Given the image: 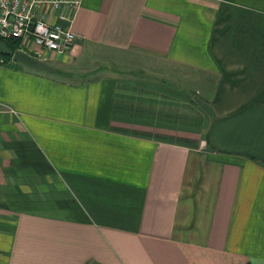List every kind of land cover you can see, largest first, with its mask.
I'll return each mask as SVG.
<instances>
[{
  "label": "crops",
  "instance_id": "1",
  "mask_svg": "<svg viewBox=\"0 0 264 264\" xmlns=\"http://www.w3.org/2000/svg\"><path fill=\"white\" fill-rule=\"evenodd\" d=\"M72 29L58 76L0 65V264H264V0H81Z\"/></svg>",
  "mask_w": 264,
  "mask_h": 264
},
{
  "label": "built area",
  "instance_id": "2",
  "mask_svg": "<svg viewBox=\"0 0 264 264\" xmlns=\"http://www.w3.org/2000/svg\"><path fill=\"white\" fill-rule=\"evenodd\" d=\"M80 6L81 0H0V41L66 55L77 39L72 26ZM0 64H5L1 53Z\"/></svg>",
  "mask_w": 264,
  "mask_h": 264
},
{
  "label": "rangeland",
  "instance_id": "3",
  "mask_svg": "<svg viewBox=\"0 0 264 264\" xmlns=\"http://www.w3.org/2000/svg\"><path fill=\"white\" fill-rule=\"evenodd\" d=\"M19 51H26L27 53H30L32 57L39 58V59L48 58V55H51V56L56 55V54H51L48 52H41L37 49L36 50L25 49L22 46H20ZM124 53L125 54L119 53L118 56H113L111 60L115 64H121L119 66H122V68L124 67L137 75H143L148 80H154L159 83H168V85H170L171 87H177V88L185 87V89L188 88L192 91L194 89L196 91L195 93H197L196 94L197 96H195V98L201 101L209 100L208 94L214 89V87H216L215 86L216 80L206 75L204 76L202 75L199 81L201 83L197 85V82H198L197 79L201 76L200 73H192V70L190 68L182 69L175 65L168 64L164 60H162L161 57L157 55H152V54H149L143 51H138V50L128 51ZM4 57L6 56H3L1 54V59L3 60V63H5ZM9 63L19 64L15 61H10ZM45 63H47L48 65L52 67H59L54 61H51V60L50 61L47 60V62ZM90 66L91 68H88L87 71L96 72L95 75L101 74L100 72L102 71H97L96 67L92 65ZM66 69L67 71L70 70V68L68 67H66ZM72 69L76 74L77 72H79L80 77H82V74H83L82 72L84 71V69L78 68V67L76 68L72 67L71 70ZM61 70L62 72L65 70L64 66ZM112 73H115V72H112ZM48 74H52L50 75L52 77L58 76L54 73H48ZM91 75H94V74H91ZM91 75L86 74L85 77H88Z\"/></svg>",
  "mask_w": 264,
  "mask_h": 264
},
{
  "label": "water",
  "instance_id": "4",
  "mask_svg": "<svg viewBox=\"0 0 264 264\" xmlns=\"http://www.w3.org/2000/svg\"><path fill=\"white\" fill-rule=\"evenodd\" d=\"M0 53L3 56H8L13 59V61L20 63L28 68L48 73H59L60 70L58 68L52 67L45 62L39 61L37 59L32 58L28 54L18 51L15 52L11 50L6 42L0 41Z\"/></svg>",
  "mask_w": 264,
  "mask_h": 264
},
{
  "label": "trees",
  "instance_id": "5",
  "mask_svg": "<svg viewBox=\"0 0 264 264\" xmlns=\"http://www.w3.org/2000/svg\"><path fill=\"white\" fill-rule=\"evenodd\" d=\"M6 43H7L8 47L11 50H14L15 52H18L20 50V46H22L21 41H19V40H8V41H6ZM4 59H5V64L9 63L10 61H13V59L11 57H8V56L4 57Z\"/></svg>",
  "mask_w": 264,
  "mask_h": 264
}]
</instances>
